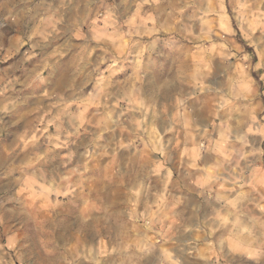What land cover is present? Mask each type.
I'll return each mask as SVG.
<instances>
[{
    "label": "clouds",
    "instance_id": "clouds-1",
    "mask_svg": "<svg viewBox=\"0 0 264 264\" xmlns=\"http://www.w3.org/2000/svg\"><path fill=\"white\" fill-rule=\"evenodd\" d=\"M0 264H264V0H0Z\"/></svg>",
    "mask_w": 264,
    "mask_h": 264
}]
</instances>
